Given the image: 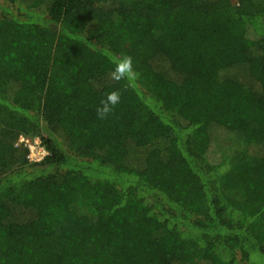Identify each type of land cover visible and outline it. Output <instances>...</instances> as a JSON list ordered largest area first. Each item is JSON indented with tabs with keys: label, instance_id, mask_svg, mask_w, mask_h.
Listing matches in <instances>:
<instances>
[{
	"label": "trees",
	"instance_id": "obj_1",
	"mask_svg": "<svg viewBox=\"0 0 264 264\" xmlns=\"http://www.w3.org/2000/svg\"><path fill=\"white\" fill-rule=\"evenodd\" d=\"M0 264H264V0H0Z\"/></svg>",
	"mask_w": 264,
	"mask_h": 264
},
{
	"label": "clouds",
	"instance_id": "obj_2",
	"mask_svg": "<svg viewBox=\"0 0 264 264\" xmlns=\"http://www.w3.org/2000/svg\"><path fill=\"white\" fill-rule=\"evenodd\" d=\"M110 63L112 67L108 73L109 79L117 83L124 81L126 86L131 87L139 78V73L133 65V59L130 55L120 54L119 56H111ZM121 102V92L113 90L108 92L100 101L96 108L97 118L106 119L114 112V109Z\"/></svg>",
	"mask_w": 264,
	"mask_h": 264
},
{
	"label": "built area",
	"instance_id": "obj_3",
	"mask_svg": "<svg viewBox=\"0 0 264 264\" xmlns=\"http://www.w3.org/2000/svg\"><path fill=\"white\" fill-rule=\"evenodd\" d=\"M16 145L22 146L29 151V161L32 163H40L49 155L40 137H27L21 135L16 141Z\"/></svg>",
	"mask_w": 264,
	"mask_h": 264
},
{
	"label": "rangeland",
	"instance_id": "obj_4",
	"mask_svg": "<svg viewBox=\"0 0 264 264\" xmlns=\"http://www.w3.org/2000/svg\"><path fill=\"white\" fill-rule=\"evenodd\" d=\"M240 150H242V148ZM240 150H238V151H240ZM238 153H242V152L240 151ZM239 156H241V155H239ZM238 161H247V160H238ZM237 165L240 167V169L242 171H246V170H248L251 167L249 162H239ZM240 174H242V172H239V175ZM232 176L233 175L230 174V175L226 176L225 179L228 180V181L233 180L234 178Z\"/></svg>",
	"mask_w": 264,
	"mask_h": 264
}]
</instances>
